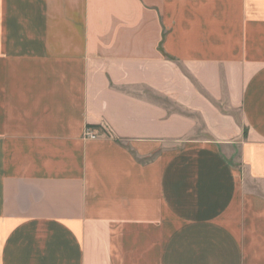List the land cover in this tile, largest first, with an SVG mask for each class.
<instances>
[{
    "label": "crops",
    "instance_id": "crops-1",
    "mask_svg": "<svg viewBox=\"0 0 264 264\" xmlns=\"http://www.w3.org/2000/svg\"><path fill=\"white\" fill-rule=\"evenodd\" d=\"M0 264H264V0H0Z\"/></svg>",
    "mask_w": 264,
    "mask_h": 264
},
{
    "label": "built area",
    "instance_id": "built-area-1",
    "mask_svg": "<svg viewBox=\"0 0 264 264\" xmlns=\"http://www.w3.org/2000/svg\"><path fill=\"white\" fill-rule=\"evenodd\" d=\"M85 135H86L87 137H91V138H96V137H97V134L94 133V131L91 130V129H87L86 132H85Z\"/></svg>",
    "mask_w": 264,
    "mask_h": 264
}]
</instances>
